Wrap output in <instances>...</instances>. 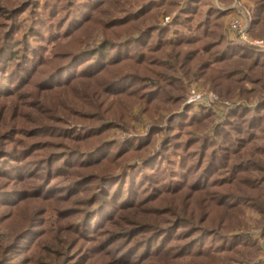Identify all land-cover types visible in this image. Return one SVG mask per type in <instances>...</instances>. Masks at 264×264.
<instances>
[{
    "label": "trees",
    "instance_id": "16d2710c",
    "mask_svg": "<svg viewBox=\"0 0 264 264\" xmlns=\"http://www.w3.org/2000/svg\"><path fill=\"white\" fill-rule=\"evenodd\" d=\"M217 1L0 0V264H264V51ZM197 80L243 103L214 126Z\"/></svg>",
    "mask_w": 264,
    "mask_h": 264
},
{
    "label": "rangeland",
    "instance_id": "374dc122",
    "mask_svg": "<svg viewBox=\"0 0 264 264\" xmlns=\"http://www.w3.org/2000/svg\"><path fill=\"white\" fill-rule=\"evenodd\" d=\"M235 1H238V0H235ZM245 1L247 3V0H245ZM239 3L241 4L242 12L248 13L245 4H242L240 1H239ZM218 5H219V3H218ZM174 13H175V11L173 13H171L170 16H167V17L160 16L159 17L160 24L161 25L166 24L169 21V19L174 15ZM237 17H240V16H238L236 10H234V14H232V16H230V17L226 16L224 21H223L224 22L223 23L224 24L223 33L225 34V36L228 40H230L229 38H232V36L234 37V35L231 33V31L229 29V22L233 18H237ZM166 18L168 19L167 21H165ZM247 18H248V16H247ZM248 27H249V23H248ZM248 38L252 41H263L264 42V38L252 37L249 35V32H248ZM234 41H236V40L234 39ZM246 86L249 87L250 85L246 84ZM191 91H196L200 94H205V95H209V94L213 95L215 97L216 101H214V103H212L210 107H208L207 103H205V102L204 103H187L189 100V95H190ZM241 103H243V101H240L237 98L232 100V101H224V102L221 101L219 99L218 95L210 89L209 84L204 83L202 80H197L195 82H192V83L188 84V86L186 87V98L184 100V105H190L195 113H198L200 111V109H203V110L209 111L212 114H214L215 115L214 121H213L214 126L220 125L224 122V119H225L224 114H225V110L227 107H229L232 104L240 105ZM137 114H138V108L135 107L131 113L132 118L136 117V120H134V121L132 120V122H131L132 127L129 128L128 130H124V131L112 129L111 135H110V140L120 141V140H123L124 138L134 137L138 134H144L146 132V130L148 129V127L151 125V122L148 121L145 116H143V115L137 116ZM160 117L163 119L160 122L161 125L163 126L165 124V120H167V118H168V114L163 112L160 115ZM162 134H164V133L162 132ZM162 137H163V135L159 136L158 144L161 142ZM259 218L260 217L257 214L252 213V212H247L244 219H245V222L250 227L254 228L255 222ZM252 234L254 236L253 237L254 239H257L258 242H262V240H260V238L258 239V236H256L255 230H254V233H252Z\"/></svg>",
    "mask_w": 264,
    "mask_h": 264
},
{
    "label": "built area",
    "instance_id": "2783aa9c",
    "mask_svg": "<svg viewBox=\"0 0 264 264\" xmlns=\"http://www.w3.org/2000/svg\"><path fill=\"white\" fill-rule=\"evenodd\" d=\"M231 9L236 10L238 16L233 18L229 22V29L234 35L235 42L247 45L251 48L264 51V42L263 41H252L248 38V14L242 12L241 4L238 1H234ZM168 19L166 18L165 21ZM216 101L213 95L200 94L196 91H191L189 95V100L187 103H207V106L210 107L212 103Z\"/></svg>",
    "mask_w": 264,
    "mask_h": 264
},
{
    "label": "crops",
    "instance_id": "0c3cea01",
    "mask_svg": "<svg viewBox=\"0 0 264 264\" xmlns=\"http://www.w3.org/2000/svg\"><path fill=\"white\" fill-rule=\"evenodd\" d=\"M214 1V3L216 4V5H218V1L217 0H213ZM240 2L242 3V4H246V1L245 0H240ZM230 9H229V11L227 12V15L226 16H228V17H230V16H232V14H234V10L233 9H231V6L229 7ZM232 36V35H231ZM230 40H232V41H234V37L232 36V38H229Z\"/></svg>",
    "mask_w": 264,
    "mask_h": 264
}]
</instances>
